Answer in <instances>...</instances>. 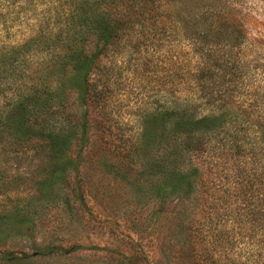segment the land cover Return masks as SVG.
<instances>
[{
  "label": "trees",
  "instance_id": "1",
  "mask_svg": "<svg viewBox=\"0 0 264 264\" xmlns=\"http://www.w3.org/2000/svg\"><path fill=\"white\" fill-rule=\"evenodd\" d=\"M230 1L0 0V198L35 189L52 200L55 186L65 182L68 170L76 169L72 148H80L78 156L89 141V111L105 112L109 106L122 50L167 46L176 54L172 60L185 59L187 65H175L189 68V80H175L174 74L155 81L160 91L168 88L179 99L172 107L159 99H141L139 137L120 154L139 160L151 172L159 205L193 193L192 177L199 172L194 161L227 158L232 163L231 187L213 198L212 211L222 212L204 226L211 246L205 264L223 263L220 249L231 237L228 222L247 225L241 239L262 250L264 100L258 105L235 100L245 91L248 76L228 52L245 45L246 36L241 30H224L230 28L222 19ZM16 9L40 12L19 40L9 34V18ZM18 20L12 16L11 23ZM138 66L148 72L147 64ZM201 107L218 115L203 117ZM11 161L35 164L34 176L24 182V173L17 170L8 177L4 165ZM27 182L31 184L26 188ZM22 207L0 212V237L32 224L28 207ZM29 259L0 253V264H34ZM129 263L138 264L135 259Z\"/></svg>",
  "mask_w": 264,
  "mask_h": 264
},
{
  "label": "rangeland",
  "instance_id": "2",
  "mask_svg": "<svg viewBox=\"0 0 264 264\" xmlns=\"http://www.w3.org/2000/svg\"><path fill=\"white\" fill-rule=\"evenodd\" d=\"M230 3L222 15L230 28L224 30H241L246 36L245 45L228 52L230 61L241 63L244 77L248 76L245 91L235 100L256 105L260 98L264 100V0ZM28 10L22 14L16 9L11 18L19 16L20 20L13 24L9 18V34L18 40L40 13ZM158 48L139 46L134 53L129 48L122 50L116 60L121 73L111 87L109 106L105 112L89 111V141L78 156L80 148H72L76 169L68 170L65 182L55 186L52 200L44 199L35 189L0 198V212L26 205L32 221L25 230L4 232L0 253L25 255L34 264H130L134 259L138 264H205L211 246L204 238V226L207 219L222 212L212 211L213 198L230 189L232 163L225 157L214 162L194 161L199 172L192 177L193 193L185 200L159 205L150 184L154 180L151 172L144 170L139 160L120 154L139 137L141 99H159L168 107L179 99L168 88L160 91L155 81L169 80L174 74L178 75L175 80H189V68L175 65L176 61L187 65L185 59L172 60L176 55L172 49ZM142 63L149 67L146 74L139 70ZM200 109L203 117L218 115L214 109ZM260 158L264 163V150ZM4 167L10 171L8 177L13 171L23 172L24 182L36 171L35 164L23 161H11ZM30 184L27 182L26 188ZM225 225L231 237L229 245H224L227 249H220L222 264H264L263 246L256 250L241 239L247 225Z\"/></svg>",
  "mask_w": 264,
  "mask_h": 264
}]
</instances>
